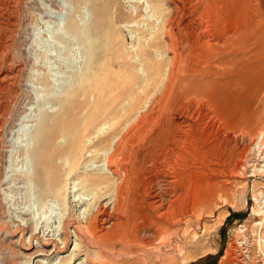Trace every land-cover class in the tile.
<instances>
[{"label": "rangeland", "instance_id": "1", "mask_svg": "<svg viewBox=\"0 0 264 264\" xmlns=\"http://www.w3.org/2000/svg\"><path fill=\"white\" fill-rule=\"evenodd\" d=\"M0 264H264V0H0Z\"/></svg>", "mask_w": 264, "mask_h": 264}, {"label": "bare ground", "instance_id": "2", "mask_svg": "<svg viewBox=\"0 0 264 264\" xmlns=\"http://www.w3.org/2000/svg\"><path fill=\"white\" fill-rule=\"evenodd\" d=\"M86 4V3H85ZM85 23L86 20H84V26L82 28H80V30H77V32L75 31H71V35L73 36V38H77V49H79V52H81L84 56H87V51L84 49V44H87V41H83V39L81 38V34H85L87 33V30L85 28ZM49 31V30H47ZM81 31V32H80ZM50 32V31H49ZM83 37H85V35H83ZM51 47L50 44H46L44 47V52H45V57L47 56V54L49 53V48ZM41 50H43V48H40ZM88 49V48H87ZM236 53V52H235ZM243 57V56H240ZM239 61V60H238ZM242 65V64H241ZM79 70V69H78ZM77 74V73H76ZM79 74V73H78ZM54 78V76H53ZM33 77H31V82H34ZM239 91V90H238ZM261 91V88L258 89V93ZM250 92V91H249ZM239 93V92H238ZM250 100V99H249ZM37 103H45V104H51L53 106V108L55 109H59V101L57 99H53V97H47L44 98L43 100L39 99L38 97L36 98V104ZM250 103V102H249ZM57 109V110H58ZM240 109V108H239ZM248 111V110H247ZM245 114V113H244ZM28 113H26L20 120H19V127L18 129H16L13 133H20L21 131H23V136L27 137V140L25 141L27 143L26 147L23 148V150H21V148H18L19 150L16 151V147H13L11 153L13 154L15 151L17 153L20 152V154L23 155V158L26 160V172L23 175V181L21 183H24V185L27 188V191L29 192L30 195H33V197H37L35 193L36 192V187H35V182L31 179V175L33 174V170L35 168V162L33 161V159L31 158L34 151L36 150V146H37V141L39 139V137L41 136L43 130L45 129V117H40L37 116L36 120H35V125H32L30 127H27L25 129V119L27 118ZM47 119H49V117L46 116ZM55 118V117H54ZM246 125V124H245ZM25 130V131H24ZM28 134H26L25 132H28ZM14 134H13V138L12 141L14 140ZM148 135V134H147ZM68 139L66 138V141ZM155 140V139H154ZM173 142V141H172ZM176 142V141H175ZM177 143V142H176ZM176 145V144H175ZM157 147V146H156ZM113 157V156H112ZM10 160H13L12 155L10 154ZM66 158V157H65ZM69 158V157H68ZM153 158V157H152ZM65 161V160H64ZM68 162V161H67ZM65 163V162H64ZM66 164V163H65ZM108 166V164H107ZM109 166H111L109 164ZM108 166V167H109ZM110 171V170H109ZM44 173V172H41ZM48 173V172H47ZM46 173V174H47ZM112 173V172H111ZM69 175V174H68ZM44 177V175H43ZM42 177V178H43ZM47 177V176H46ZM7 179V178H6ZM9 179V178H8ZM7 179V180H8ZM48 179V177H47ZM119 187V186H118ZM82 190H85L84 187H81ZM91 193V192H90ZM110 194V196L105 195L107 198V202L105 203V211L108 214L107 216H105L104 218L102 217V225L101 227L98 229V237L99 239L102 240V242L107 243V244H111L114 242V240H121L120 243L123 244V242L128 243V246L130 242H133L135 239L137 240V232L133 231V229L131 231H128L129 233H127L125 227H124V222L120 219V217L118 216L121 212H124L127 209V201H126V196L124 193V190L122 189H117L115 192L114 191H110L108 192ZM92 194V193H91ZM107 194V192H106ZM50 195V193H49ZM93 195V194H92ZM95 195V194H94ZM48 196V194H47ZM45 197V196H44ZM103 199V198H102ZM134 204V203H133ZM103 205V204H102ZM131 205V204H130ZM152 205V204H150ZM36 207L40 210L45 209V206L43 204H37ZM101 207V206H100ZM130 207V206H129ZM137 210V209H136ZM128 212V211H127ZM126 213V211H125ZM157 214V213H156ZM161 214V213H160ZM122 216V215H121ZM129 216V215H128ZM158 216V215H157ZM36 218V216H35ZM127 220V216L125 217ZM101 219V218H100ZM90 223L91 220L89 221V224L85 226V228H90ZM147 223V222H146ZM85 224V223H83ZM136 224V222H135ZM160 224V223H159ZM135 226V225H134ZM155 226V225H154ZM159 227V226H158ZM138 229V228H136ZM135 229V230H136ZM128 230V229H127ZM133 232V233H132ZM141 236V234H140ZM142 239V238H141ZM144 239V238H143ZM142 239V240H143ZM100 240V241H101ZM137 242V241H136ZM115 243V242H114ZM143 243V241H142ZM132 245V244H131ZM127 246V247H128ZM129 249V248H128ZM131 250V249H130Z\"/></svg>", "mask_w": 264, "mask_h": 264}]
</instances>
